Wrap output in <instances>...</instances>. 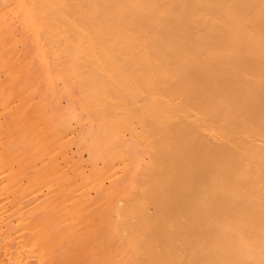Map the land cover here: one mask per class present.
<instances>
[{"label":"bare ground","instance_id":"1","mask_svg":"<svg viewBox=\"0 0 264 264\" xmlns=\"http://www.w3.org/2000/svg\"><path fill=\"white\" fill-rule=\"evenodd\" d=\"M0 264H264V0H0Z\"/></svg>","mask_w":264,"mask_h":264}]
</instances>
